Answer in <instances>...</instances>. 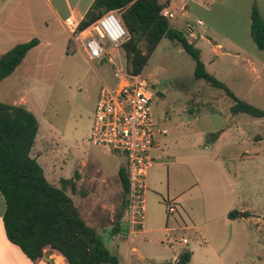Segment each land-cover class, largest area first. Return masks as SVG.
Listing matches in <instances>:
<instances>
[{
  "label": "rangeland",
  "instance_id": "374dc122",
  "mask_svg": "<svg viewBox=\"0 0 264 264\" xmlns=\"http://www.w3.org/2000/svg\"><path fill=\"white\" fill-rule=\"evenodd\" d=\"M233 1L228 0L217 24L225 36L238 28L244 31L240 18L230 17ZM247 2L240 4L242 13ZM19 12L33 20L35 33L39 13ZM115 12L125 25L123 12ZM175 26L184 34L181 18ZM43 29L42 24L37 34L42 36ZM35 37L22 34L19 41L0 49V58ZM104 46L108 47L106 41ZM109 56L121 69L129 67L122 46L110 49ZM210 56L217 59L212 52ZM203 61H208V55ZM195 67L194 59L178 43L163 39L142 72L154 94V123L167 129L168 135L159 138L161 146L155 152L159 160L148 173L153 183L145 195L147 231L135 236L134 258L142 257L141 264H175L181 254L190 251L195 256L193 264H264V119L232 115V102L222 90L196 80ZM207 71L212 72V67ZM118 83L107 58L88 60L60 27L58 40L30 51L21 66L0 82V101L16 105L23 99L24 105L19 106L39 121L31 156L51 184L60 187L63 179L72 180L75 191L70 186L67 191L78 199L88 197L80 207L91 226H97L98 217H110L111 211L120 209L125 197L118 176L125 158L90 142L101 89L105 85L115 88ZM236 92L240 98L249 91ZM217 133H221L220 141ZM103 180L111 189L105 194ZM117 186L120 192L113 191ZM171 204L177 210L174 215L169 213ZM233 210L243 218L230 220L228 214ZM122 233L128 237L126 231ZM105 234L100 231L105 246L110 250L111 243L119 246L127 259L130 244L122 240L123 235L109 243ZM183 239L187 245L181 243Z\"/></svg>",
  "mask_w": 264,
  "mask_h": 264
},
{
  "label": "trees",
  "instance_id": "16d2710c",
  "mask_svg": "<svg viewBox=\"0 0 264 264\" xmlns=\"http://www.w3.org/2000/svg\"><path fill=\"white\" fill-rule=\"evenodd\" d=\"M169 1V0H168ZM168 9L162 0H95L80 23L84 30L110 11H122L129 31V39L122 45L131 74H141L163 39L178 43L195 61L194 77L211 87L222 90L232 102V115L247 114L264 119V109L240 99L222 81L209 73L200 51L185 34L174 29L163 13ZM251 37L259 50H264V20L254 5L251 12ZM39 45L33 40L16 45L0 58V82L10 77L22 64L30 50ZM39 121L24 106L0 101V192L6 201L3 216L8 239L20 247L28 258L36 261L43 257L44 249L59 251L69 264H122L104 244L99 229L112 226V232L121 231L126 210L129 177L123 165L118 172L123 189V203L111 219L104 215L91 226L82 216L80 208L68 194L72 180L63 179L61 186L51 184L44 169L31 156L39 133ZM221 133L215 136L217 139ZM239 211L228 214L230 220L239 218ZM244 217H248L244 213ZM192 253L181 254L176 264H188Z\"/></svg>",
  "mask_w": 264,
  "mask_h": 264
},
{
  "label": "crops",
  "instance_id": "0c3cea01",
  "mask_svg": "<svg viewBox=\"0 0 264 264\" xmlns=\"http://www.w3.org/2000/svg\"><path fill=\"white\" fill-rule=\"evenodd\" d=\"M38 1L39 3L34 4L33 2H30V0H0V49L2 47H6L12 41H19L20 36L28 32L32 36L37 35L35 38L39 40V45L32 50H35L44 42L51 44L54 40H58V27L66 31L63 22L67 18L72 17L76 21L81 22L95 2V0ZM162 1L167 2V11L177 14V18L171 26L178 30L175 24L178 19L181 18L184 34L190 43L191 41L189 38L196 42L193 43V45H196V48L200 51L202 61L204 55H208V61H203L206 69L208 70L211 66L212 72L210 73L224 81L235 94L237 93L236 91H238V89H245L249 91L245 94L246 96L240 97L241 99L252 105L264 106V50H259L251 37L252 8L255 5L264 20V0H248L244 13L240 11V4L242 0H234L233 4L231 5L233 15H230V17L236 16L237 19L240 18V21L244 23V31H242L241 28H238L237 26V32L226 36L221 34L217 28V24L219 19H223L221 13H223L225 10L228 0ZM20 10H36L37 13H39L40 22L38 21L37 25H34L38 27L37 29H34L35 33L31 30L33 27V20H30L28 17L26 19L25 13H20ZM17 11L19 14L16 13ZM197 21H202V24L197 25ZM42 24L44 29L41 31L42 36H40L37 33H40L39 27ZM190 26L192 27V34L188 31ZM66 33L68 34L67 31ZM211 52L214 53L217 59L210 56ZM222 74L223 77L220 76ZM254 90L257 92H253ZM24 103L25 101L21 99V102L17 103L16 105H24ZM221 139L222 136L220 135L217 140L220 141ZM160 146L161 144L158 140V145L153 151L155 162L151 169L155 168L156 162L159 160V157L155 156V152L160 148ZM161 157H163L162 154L160 155V158ZM157 168H159V165L156 166V169ZM150 183H153V181L150 180V175H148L147 187H149ZM103 184L104 185L101 189L103 192L102 194H105L111 189L109 188L107 181L103 180ZM120 190L121 187L117 186L113 191L120 192ZM68 194L71 195L69 192ZM71 196L80 210V203L88 199L86 196H81V199H78V197L74 195ZM180 198L181 195H179L178 199ZM179 203L180 206H183V202L181 200ZM103 205V208H105L106 205ZM104 210L105 209H103V211ZM5 212L6 201L0 192V264H69L67 259L59 251L50 247H46L44 249L42 258L36 261H32L30 258H28L23 250L17 245L13 244L7 237L3 221ZM175 213L170 214L174 215ZM113 214L114 211H111V219L113 218ZM239 218L243 217L240 215ZM145 220L146 219L144 216L142 226L134 232L131 238L129 236V228L127 224L123 222V219L121 221V231L117 234L112 232V226L99 229V232L102 230L106 232L105 235L108 234L109 243L110 241L112 242V239H114L115 236L123 235L122 232H127L128 237H125L124 235L122 236L124 237L122 240L128 241L130 244L127 259L124 258L119 246H114L111 243L113 250H110V247L108 248L113 254L119 256L122 264H141L143 261L142 257L134 258V256L137 254V250L134 246H132V243L135 239V236L144 234L147 231ZM108 231L110 232L108 233ZM194 257V253H192L191 260L188 264H193ZM177 261L178 259L175 260V264Z\"/></svg>",
  "mask_w": 264,
  "mask_h": 264
},
{
  "label": "built area",
  "instance_id": "2783aa9c",
  "mask_svg": "<svg viewBox=\"0 0 264 264\" xmlns=\"http://www.w3.org/2000/svg\"><path fill=\"white\" fill-rule=\"evenodd\" d=\"M115 13L107 12L84 30H80L81 22L72 17L67 18L63 25L70 40L74 41L88 60L107 58L114 66V75L119 80L115 88L105 85L101 89L90 142L95 147L125 158L129 190L123 222L127 224L131 238L144 220L147 178L155 162L153 151L159 137L167 135L168 131L154 123L151 108L154 94L143 74H131L127 67L121 69L109 56L110 49L120 48L129 38L126 26ZM163 15L171 25L177 18L176 13L167 10ZM201 24L202 21H197V25ZM188 31L192 34L191 26ZM104 41L108 47L104 46ZM175 212L176 208L171 204L169 213ZM181 243L187 245L188 241L183 239Z\"/></svg>",
  "mask_w": 264,
  "mask_h": 264
},
{
  "label": "water",
  "instance_id": "95a60500",
  "mask_svg": "<svg viewBox=\"0 0 264 264\" xmlns=\"http://www.w3.org/2000/svg\"><path fill=\"white\" fill-rule=\"evenodd\" d=\"M241 217H243V214L241 215Z\"/></svg>",
  "mask_w": 264,
  "mask_h": 264
}]
</instances>
